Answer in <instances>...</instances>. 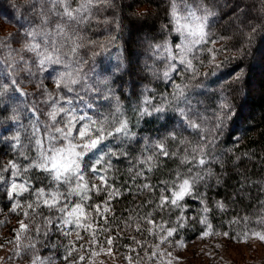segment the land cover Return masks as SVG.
Wrapping results in <instances>:
<instances>
[{
    "label": "trees",
    "instance_id": "1",
    "mask_svg": "<svg viewBox=\"0 0 264 264\" xmlns=\"http://www.w3.org/2000/svg\"><path fill=\"white\" fill-rule=\"evenodd\" d=\"M39 3L40 0H0V20L17 32L21 43L25 33L35 26ZM197 3L198 0H112L109 5L91 9V18L80 26L84 39L78 42L82 46L76 54L83 62L84 72L94 66L89 82L103 80L113 72L120 75L116 65L122 64L127 69L130 53L135 75L125 77L123 83L130 84L135 79L138 92L147 84L157 96L170 95L173 84L181 85L184 97L189 98L195 108L196 114L189 112V116L201 128L189 127L177 110L178 106L187 110L184 97L172 102L165 118L157 121L145 117L138 123V112L129 111V101L124 100L125 118L130 121V127L134 126L136 139L144 142L135 145L127 156L113 158V167L107 174L113 186L108 198L106 192H102L107 182L92 181L86 176L89 181L75 190L74 196L69 195L67 203L62 195L51 199L47 194L36 197L31 190L26 192L19 185L17 190L21 194L13 200L12 180L20 184L30 178L33 188L45 187L49 181L46 174L36 169L20 177H11L10 170L5 171L4 179L0 180V215L5 216L0 218V230L6 231L0 236L11 243L18 234L15 252L19 259L47 257L55 263H66L84 241L85 247L96 244V248L113 249L116 259H122V263L162 264L161 249L173 242L196 240L207 231L225 233L236 241L251 235L264 238V0H205L214 15L205 22L204 41L196 46L198 55L196 49L188 54L194 70L183 71L184 66L177 62L171 81L153 79L150 72L143 71L145 63L155 62L161 72L166 67L164 60L154 61L150 44L167 41L175 53L178 43H187L176 31L172 8L176 7L183 24L186 5L195 7ZM114 21L121 26L119 29L115 28ZM188 26L194 24L188 22ZM110 35L117 39L106 50L92 43H107ZM15 37L12 33L1 35L0 51L7 52L11 47L9 42L13 43ZM221 43L226 47L213 55L211 47ZM7 72V65L0 60V80ZM24 76L26 86L20 84L17 76L19 92L10 91V98L0 97L3 100L0 119H3V108L7 107L8 115H12L14 109L27 126L32 117L31 103L40 97L42 89L37 86V78L27 73H23ZM44 87L55 91L54 77L45 79ZM224 100L230 105L227 111L231 114L227 118L219 108ZM40 107L47 111L45 104L41 103ZM135 107L131 105L132 109ZM245 110L247 116L243 113ZM45 118L40 116L42 120ZM218 118L223 120L222 126L216 125ZM13 123L3 120L4 128ZM165 124L167 127H162ZM15 131L13 127L7 135ZM159 140L165 142L169 156L159 157L150 172L145 170L149 178L145 188L142 186L145 177L134 174L144 167L139 161L150 154L144 151L145 144ZM15 159L17 151L9 143H0V165L7 166ZM19 159L22 164L27 163L22 157ZM177 173L198 177L195 183L188 180L186 190L181 189L183 197L180 199L175 189L168 188L174 193L171 199H176L177 205L183 200L182 207L170 205L161 187L168 180L180 179ZM68 191L73 192V188ZM79 197L83 198V203L73 205ZM201 197L206 198L201 204L209 209L207 229L201 216ZM217 202L224 205L222 210L216 207ZM87 204L92 207L86 209ZM70 205L71 211H67ZM11 219L15 225H9ZM74 235L82 240L79 238L75 243Z\"/></svg>",
    "mask_w": 264,
    "mask_h": 264
},
{
    "label": "snow or ice",
    "instance_id": "2",
    "mask_svg": "<svg viewBox=\"0 0 264 264\" xmlns=\"http://www.w3.org/2000/svg\"><path fill=\"white\" fill-rule=\"evenodd\" d=\"M111 2L112 0H40L35 26L25 33L22 43L16 41L21 43V46L9 48L7 52L0 51V60L7 65L8 69L7 76L0 80V97L10 98V91L19 92L17 76L20 73H27L29 77L37 78L39 81L37 86L42 89L40 97L31 103L29 111L32 117L27 126L20 121L14 109L12 115H8L7 107L3 108V119H0V143H9L17 151V159L10 161L7 166L0 165V180L4 179L5 171L10 170L11 177H20L27 176L30 170L36 169L46 174L49 181L45 187L33 188L30 178H26L20 184L12 180L13 200L21 194L17 190L19 185L26 189V192L31 190L36 197L47 194L51 199L62 195L64 202L67 203V197L74 196L75 190L89 181L86 176H89L92 181L97 179L106 181V186H102V192H106L108 198L113 186L107 174L113 167V158L127 156L133 151L135 145L144 142L136 139L134 126L130 127V121L125 118L123 101H129V111L138 112V123L145 117H152L157 121L165 118L166 110L172 102L184 97V89L179 84L172 85L170 95L161 93L157 96L155 90L147 84L142 91L138 92L135 79L130 84L123 83L125 77L135 75L130 53L127 69L122 64L116 65L120 75L113 72L111 76H106L103 80L89 82L91 79L89 73L94 70V66L93 69H89V72H84L83 62L76 55L82 46L78 42L84 39L80 34V26L86 24L91 18L93 7L109 5ZM186 9L185 23L181 24L175 6L172 8V18L175 21L176 31L184 36L187 43H178L175 53L167 41L164 44L149 45L153 50L154 61L164 60L166 65L161 72L155 62L151 65L145 63L143 71L150 72L153 79L171 81L172 74L177 71V62L184 66L183 71L193 69V63L188 59V54L204 41L205 22L214 13L206 6L205 0H198L195 7L186 5ZM188 22H192L194 26L189 27ZM113 23L116 29L121 27L119 23L115 21ZM116 39L115 35H110L107 43L95 41L92 43L106 50ZM196 52L198 55L199 49H196ZM96 54L94 52L93 56ZM44 73L48 75L44 76ZM53 77L56 90L48 91L44 87V80ZM2 103L3 100H0V104ZM41 103L47 106L46 112L40 107ZM132 104L136 105L135 109L131 108ZM184 104L187 110L185 107H177L180 115L187 120L189 127L200 129L201 125L189 116V112L196 114L190 99L184 97ZM229 107L227 100L219 105L224 118L231 114L227 111ZM41 115L46 118L40 119ZM3 120L14 123L4 128ZM222 124L223 120L218 118L216 125L222 126ZM13 127L16 131L8 136L7 132ZM162 127L166 128L167 125ZM109 138H112L111 142L106 143ZM144 151L150 154L139 161L144 167L138 169L134 175L145 177L142 186L146 188L149 178L145 176V170L150 172L156 167L159 157H168L169 153L163 140L145 144ZM21 157L27 163L22 164L19 159ZM85 157H88L87 161ZM177 175L180 179L168 180L161 184V187L165 189L170 205L182 207L183 200L180 205H177V200L171 199L174 193L168 191V188L175 189L177 199H180L183 197L181 189L186 190L188 180L192 179L195 183L198 177H188L181 173ZM91 186L88 183V187L91 188ZM41 188L43 191H38ZM69 188H73V192H69ZM49 189L52 191L49 192ZM205 199L201 197L199 203L201 204V201ZM76 203H83V198L79 197L73 205ZM71 207L70 205L67 211H71ZM91 207L92 204L85 205L86 209ZM216 207L222 210L224 205L217 202ZM60 208L63 209V204ZM202 209L201 216L207 229L209 209L205 205ZM61 218H63L62 215ZM183 219L181 217V222ZM56 223L58 224L59 221ZM177 229H179V223Z\"/></svg>",
    "mask_w": 264,
    "mask_h": 264
},
{
    "label": "rangeland",
    "instance_id": "3",
    "mask_svg": "<svg viewBox=\"0 0 264 264\" xmlns=\"http://www.w3.org/2000/svg\"><path fill=\"white\" fill-rule=\"evenodd\" d=\"M238 16L240 18V13ZM11 33L17 37L14 38L13 43L9 42V45L11 44L10 48H19L21 45L16 43V41H19L17 32L0 20V36H8ZM225 47L224 43L214 44L213 48L211 47L213 55L215 52L222 51ZM223 54L225 55L226 51ZM19 79L20 84L26 86L23 73L19 74ZM243 113L247 116L246 110ZM0 218H5V216L0 215ZM11 221L9 225H15L12 219ZM21 227L23 229L25 225L23 224ZM5 231L6 229L0 230L1 236L5 235ZM17 236L18 234H16L15 239H12L11 243L3 241L1 237L0 264H59V262L55 263L47 257L31 258L29 256L19 259L15 252L17 249ZM72 238L75 243L78 242L77 239H81L78 235H74ZM83 242L79 244L78 252L76 253L75 248L72 258L62 264H130L128 261L122 263V259H116L115 253L111 248H96V244L85 247ZM160 252L164 257L162 264H264V238L259 235H251L236 241L230 239L225 233L207 231L196 240L190 242H173L161 249Z\"/></svg>",
    "mask_w": 264,
    "mask_h": 264
}]
</instances>
